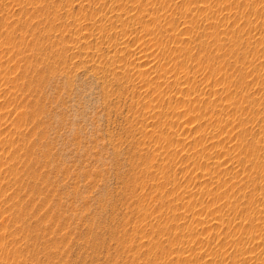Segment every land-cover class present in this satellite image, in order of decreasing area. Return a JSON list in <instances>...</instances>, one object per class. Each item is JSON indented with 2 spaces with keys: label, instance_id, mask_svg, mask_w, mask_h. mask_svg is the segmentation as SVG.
<instances>
[{
  "label": "rangeland",
  "instance_id": "1",
  "mask_svg": "<svg viewBox=\"0 0 264 264\" xmlns=\"http://www.w3.org/2000/svg\"><path fill=\"white\" fill-rule=\"evenodd\" d=\"M0 264H264V0H0Z\"/></svg>",
  "mask_w": 264,
  "mask_h": 264
}]
</instances>
